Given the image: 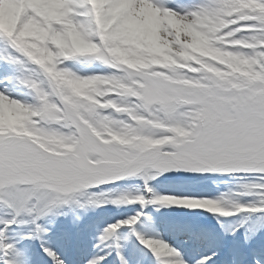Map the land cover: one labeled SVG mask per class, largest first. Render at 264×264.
<instances>
[{
	"label": "snow or ice",
	"instance_id": "6c2138e0",
	"mask_svg": "<svg viewBox=\"0 0 264 264\" xmlns=\"http://www.w3.org/2000/svg\"><path fill=\"white\" fill-rule=\"evenodd\" d=\"M61 8L59 17L46 19L29 7L17 22V32L30 20L38 23L44 33L39 52L47 54V61L22 48L16 34L0 32V39L20 54L9 52L0 59L25 73L15 79L37 100L25 102L0 90L5 108L24 109L16 125L0 128V207L10 212L0 220V262L22 264L19 250L6 235L21 216L31 220L33 231L27 238H39L47 231L39 220L55 207L93 187L137 175L151 193L149 182L171 170L253 174L257 179L240 187L245 194H259V199L251 206L234 203L231 210L216 199L165 194L120 197L111 203L127 199L141 205L184 206L223 217L264 214V0H200L192 6H172L170 0H63ZM170 17L174 23H169ZM202 18L231 21L216 34L212 47L242 62L251 75L225 78L220 73L228 72L226 64L214 60L165 63L139 57L150 47L185 46L175 25L195 27ZM69 29L88 42V50L68 54L56 47L58 37ZM241 31L252 35L238 38ZM116 50L130 54L128 63L121 62ZM81 57L101 61L113 71L82 76L61 67L65 60ZM137 61L143 66L139 73L129 67ZM96 78L116 87L93 97L81 85ZM107 196L104 191L89 193L87 203L109 202ZM136 219L109 226L99 241L104 243L121 225H132ZM138 239L158 264H186L162 240ZM43 250L53 264H64L53 249ZM117 254L121 264H127ZM107 255L87 264H103Z\"/></svg>",
	"mask_w": 264,
	"mask_h": 264
},
{
	"label": "rangeland",
	"instance_id": "374dc122",
	"mask_svg": "<svg viewBox=\"0 0 264 264\" xmlns=\"http://www.w3.org/2000/svg\"><path fill=\"white\" fill-rule=\"evenodd\" d=\"M44 0H0V23L2 26L8 24V26L2 31L8 35L16 34V39L19 40L22 48L31 51L34 55H39L40 58L47 61V54L40 53L39 48L41 46L40 37L44 35L42 29L39 27L38 23L32 22L31 20L27 22L24 27L17 32V22L22 11L26 8H33L37 10L41 15H43L46 19H54L59 17L62 8L61 5L63 0L57 1H44ZM173 6L176 5H185L192 6L196 3H199L200 0H170ZM170 23H174V18H169ZM231 21H223L222 19H210V18H202L197 23L196 26L192 25H184L186 28V32L184 35V44L183 47H175L168 49H161L158 47H150L149 49L142 51L139 53V57L142 58H158L165 63H172L179 60H184L186 63L188 60L195 59L197 62H201L205 59L214 60L218 63L226 64L228 68L227 73L221 72L220 74L223 77L228 76H248L251 75V70L247 68L242 62L236 60L233 57L222 54L218 50L212 47V44L217 42L218 37L217 33L221 32L223 28L228 26V23ZM12 23V25H11ZM241 24H249L251 22H240ZM182 26V25H181ZM6 27V26H5ZM236 27V26H232ZM76 35L80 41L78 46L73 45L72 36ZM252 32L250 31H241L237 33L238 38H250ZM56 47L58 49H62L68 54L77 52V51H85L89 49V44L87 41L81 39L80 35L74 29H69L65 33L61 34L58 37V40L55 42ZM46 47V45H44ZM243 51H249L247 49H243ZM9 52H12L13 55H20L12 50L5 42L0 39V57L7 55ZM186 53V56H181L179 53ZM115 55L121 57L122 63H128L129 53L123 52L120 50H116ZM135 58V57H134ZM0 63L8 65L9 67H15L17 72L13 73L14 77L24 75L25 73L18 67L14 66L10 63L4 62L0 59ZM13 66V67H12ZM29 68H34V65L28 64ZM61 67H67L75 73L87 76L92 74H108L113 70L103 64L101 61L88 59V58H76V59H68L65 60ZM129 67L133 68L135 71L142 72L143 66L137 61L136 64H130ZM204 67V64L201 63V68ZM217 72H220V69H216ZM138 83V82H134ZM23 87V86H21ZM82 88L87 90L93 97L107 95V93L113 90L116 85L112 82L107 81L105 78H96L90 84L81 85ZM24 90L28 92V94L36 100L33 93L23 87ZM31 103H37L30 101ZM20 111L16 114L14 112H8L6 114H0V128H2L5 124L9 126L16 125L19 121L24 118V109L20 106ZM9 120V124H8ZM175 173H179L182 176H177L180 180L174 177ZM194 177V178H193ZM141 176H132L128 178H124L116 183L105 184L101 187H94L87 190L86 193L78 194L73 198V200L69 201L66 205H60L55 207L52 212H50L47 216L42 217L39 220V223L47 230L45 234L49 230H57L56 222L64 223L66 226L67 233L73 230H76V224L83 225L86 221H92V217L95 214L88 213L91 209H99L100 207H108L113 210V214H107L106 218L109 221L106 222L105 228L116 224L120 221H125L128 219H132L138 217L136 222L132 225L123 224L121 225L110 237L116 239V244L123 247L125 243V236H135L138 227L145 226V236L144 238L149 237L150 225L148 224V220L152 218L154 215L162 216V213L172 216L171 212L175 209L181 214H189L199 218L204 219L207 224L212 223L217 231H220L222 236L223 245L219 246L215 244V248L223 249L226 248L227 243L230 242L231 251L233 252V257L240 256V261H244L242 258L243 249L241 244H246L247 241L254 242V240H262L264 242V214L260 212H241L236 215L230 217H223L220 214L211 213L206 209H189L184 206H162L158 204L146 203L144 205L136 203L128 202L127 199L122 201L120 204H113L110 201L113 199H117L120 197L131 198L136 195H144L147 199H151L154 196L167 194L166 192L158 191L160 188L156 183L157 180L163 178L168 180H176L177 182H181L178 186V189H184L187 191H192L194 193H183L181 195H173L178 198H210L216 199L223 202V206L232 209V205L234 203H240L243 205H255L259 199V194H245L244 190L240 187L241 184L249 181L256 180L253 174H244V173H232V174H223V173H212V174H202V175H193L189 176L186 170H171L169 172L160 174L156 176L153 180L149 182L147 187L152 189V192L149 193L146 190V185L144 180H140ZM183 181V182H182ZM175 182V181H172ZM171 182V183H172ZM184 183V184H183ZM177 186V184H175ZM101 191H104L108 194L107 199L109 202L100 203V204H89L87 203L88 194H96L99 195ZM81 203L84 204L81 207ZM152 205V206H151ZM145 206L150 208L144 209ZM10 216V212L8 209L0 207V220L6 219ZM97 216V215H95ZM112 216H116L114 221L111 220ZM156 217V216H155ZM154 217V218H155ZM181 217V216H180ZM153 218V219H154ZM74 220V221H73ZM94 221V219H93ZM62 226V224H61ZM206 227V225H203ZM2 227V225H0ZM90 228H87V232ZM33 228L31 225V220L28 216H21L17 223L12 225L7 229V239L10 242H14L16 248L21 253L24 248H33L34 249V239L37 240L36 243H39V238L33 236L32 238H27L28 233L32 232ZM100 231V230H98ZM96 231L94 234H99ZM55 233V232H53ZM75 234V233H74ZM93 234V233H91ZM44 235V234H43ZM41 238H44V236ZM221 235V234H220ZM153 239V238H151ZM31 241V242H30ZM144 253L141 252L142 262H148L153 253L149 254L148 261H145L148 253V248L141 244L140 245ZM151 255V256H150ZM104 256V255H102ZM108 256V255H107ZM257 261V257H253ZM114 260H112L113 262Z\"/></svg>",
	"mask_w": 264,
	"mask_h": 264
},
{
	"label": "bare ground",
	"instance_id": "6f19581e",
	"mask_svg": "<svg viewBox=\"0 0 264 264\" xmlns=\"http://www.w3.org/2000/svg\"><path fill=\"white\" fill-rule=\"evenodd\" d=\"M44 1H46V2L47 1H54L55 2L57 0H44ZM171 5L173 6V4H171ZM11 25H12V23H11ZM175 26L177 27V34L183 33V35H185L186 28L184 27V25H182V26L181 25H175ZM7 27H10V26H8V24L2 26L0 23V32L4 31V29ZM13 75H14L13 74V68H11L5 64L0 65V80H1L0 90H6L9 95H11L17 99L23 100L25 102H29V98L26 95V90H24V88L21 87V85L16 81V79L14 78ZM10 77L12 78L11 80H9ZM19 109H20V106H11V107L5 108L2 98H0V114H6L9 111L14 112L16 114L17 112L20 111ZM8 124H9V120H8ZM115 219H116V216L113 217V219H111V220L114 221ZM107 221H109L108 218H106L105 223L96 222V223H94L95 225L92 227L89 226L92 224L91 222L82 226V228L83 227L90 228V230H93L94 232L100 230L99 234L94 235V234L90 233V234H88V236L82 237V238H80L77 235L68 236V238H69L68 242L69 243L74 242V241H76V242L81 241V243L84 242V243H82L83 246L87 247V248L83 247V246L80 247V248H86L87 250L83 251V253H84L83 261L78 260L77 263L74 262L75 264H86L88 260L100 257L102 255L103 251L109 249L108 243L106 241L104 243H101L99 241L100 235L105 232L104 226L107 225L106 224ZM144 234H145V226L138 227V231L135 235V241L137 243L140 242V240L138 239V236L144 237L145 236ZM132 238H133V236H132ZM51 242L53 245H55V246L57 245L56 244L57 240H55V238H52ZM98 244L100 245L99 247H97ZM72 245L75 247V244H72ZM44 247L48 248L49 245H47V246L44 245ZM209 247L210 246H208V244H204V246H202L201 254L204 257L208 256ZM137 250L139 251V248H137ZM20 257L23 261L22 254H20ZM23 257H25V256L23 255ZM182 257H183V260L186 262V264H200V262H201V261L196 260L194 258H190L187 255H182ZM29 259L31 261V264H36V261H39V259L40 260L42 259V261L46 264H53V260L51 261L50 257H48L47 254L43 253V251L32 250V253H30ZM134 260L133 259L130 260V262H127V264H132ZM84 262H86V263H84ZM209 262L211 263L213 261L209 260ZM22 263L25 264V261ZM103 264H112V258L111 257L106 258L104 260ZM156 264H158V261ZM170 264H173V262H170Z\"/></svg>",
	"mask_w": 264,
	"mask_h": 264
},
{
	"label": "clouds",
	"instance_id": "9594fccd",
	"mask_svg": "<svg viewBox=\"0 0 264 264\" xmlns=\"http://www.w3.org/2000/svg\"><path fill=\"white\" fill-rule=\"evenodd\" d=\"M72 43L75 46H78L79 45L80 41H79V39H78V37L76 35H73L72 36Z\"/></svg>",
	"mask_w": 264,
	"mask_h": 264
}]
</instances>
